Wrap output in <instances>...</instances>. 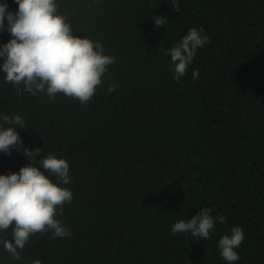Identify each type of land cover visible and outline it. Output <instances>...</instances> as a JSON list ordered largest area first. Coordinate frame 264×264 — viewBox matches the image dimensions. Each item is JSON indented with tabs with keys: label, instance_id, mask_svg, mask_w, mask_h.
I'll list each match as a JSON object with an SVG mask.
<instances>
[{
	"label": "trees",
	"instance_id": "16d2710c",
	"mask_svg": "<svg viewBox=\"0 0 264 264\" xmlns=\"http://www.w3.org/2000/svg\"><path fill=\"white\" fill-rule=\"evenodd\" d=\"M56 3L73 35L115 62L86 104L17 92L0 70V126L19 115L25 128L15 126L23 145L0 151V175L32 164L25 148H43L34 163L65 159L71 182L60 186L73 194L56 217L70 237L30 235L14 260L3 244L10 226L0 230V264H229L218 242L234 226L245 239L231 264H264V0H176L179 12L172 0ZM153 16L166 25L154 28ZM201 27L209 41L177 81L166 50ZM10 39L5 17L0 48ZM203 207L225 217L209 239L172 234Z\"/></svg>",
	"mask_w": 264,
	"mask_h": 264
},
{
	"label": "clouds",
	"instance_id": "9594fccd",
	"mask_svg": "<svg viewBox=\"0 0 264 264\" xmlns=\"http://www.w3.org/2000/svg\"><path fill=\"white\" fill-rule=\"evenodd\" d=\"M18 11L13 14L7 11V4H0V30L4 28L7 17L8 31L11 39L0 48V70L19 92L23 90L36 95L45 92L50 99L57 93L78 99L82 104L91 100L101 78L109 65L115 62L113 56L105 55L103 46L89 38L73 35V26L67 17L57 14L56 0H15ZM172 10L179 12V5L172 0ZM153 27L165 26L166 17L153 16ZM209 41L204 29L192 28L173 47L166 50L174 65V79L179 81L192 63L198 48ZM199 72L194 70L193 79H198ZM109 86V91H114ZM4 124L0 126V151L10 155V149L23 142L18 129L24 128L21 116L2 117ZM16 148V147H15ZM43 148L29 150L25 148L23 155L32 164L22 167L18 173L0 175V230L13 226L12 240L4 239L5 250L12 259L19 260L18 249L23 250L30 235L45 233L51 230L53 237H70L71 232L56 217L65 203H70L73 194L60 184L71 182L69 164L55 153L38 160L36 157ZM39 164L45 171L34 166ZM58 178L54 183L46 173ZM212 207L200 208L191 219L180 220L172 228V234L191 233L193 237L207 240L217 220L225 222V217H214ZM245 239L241 226H234L230 233L223 235L218 242L222 258L229 262L239 260L235 249ZM33 264H41L36 260Z\"/></svg>",
	"mask_w": 264,
	"mask_h": 264
}]
</instances>
